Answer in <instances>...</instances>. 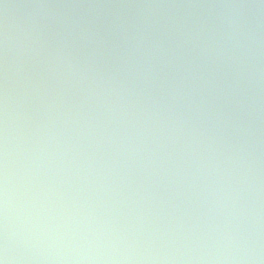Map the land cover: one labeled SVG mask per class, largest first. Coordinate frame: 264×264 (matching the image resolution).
I'll return each mask as SVG.
<instances>
[{"label": "water", "instance_id": "1", "mask_svg": "<svg viewBox=\"0 0 264 264\" xmlns=\"http://www.w3.org/2000/svg\"><path fill=\"white\" fill-rule=\"evenodd\" d=\"M0 261L264 264V0H0Z\"/></svg>", "mask_w": 264, "mask_h": 264}, {"label": "clouds", "instance_id": "2", "mask_svg": "<svg viewBox=\"0 0 264 264\" xmlns=\"http://www.w3.org/2000/svg\"><path fill=\"white\" fill-rule=\"evenodd\" d=\"M0 264H4V262L3 261H0Z\"/></svg>", "mask_w": 264, "mask_h": 264}]
</instances>
